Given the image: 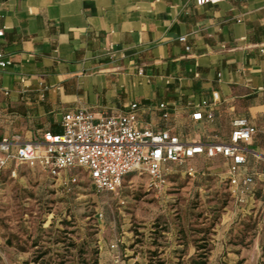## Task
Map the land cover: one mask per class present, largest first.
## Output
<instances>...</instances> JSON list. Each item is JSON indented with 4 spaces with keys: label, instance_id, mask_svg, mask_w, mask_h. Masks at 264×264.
<instances>
[{
    "label": "crops",
    "instance_id": "1",
    "mask_svg": "<svg viewBox=\"0 0 264 264\" xmlns=\"http://www.w3.org/2000/svg\"><path fill=\"white\" fill-rule=\"evenodd\" d=\"M0 28L12 59L0 68L1 134L33 140L61 132L69 111L136 102L140 125L191 142L227 138L246 117L257 127L251 150L264 152V0H0ZM198 109L214 120H195ZM248 159L254 192L238 205L251 207L264 200V163Z\"/></svg>",
    "mask_w": 264,
    "mask_h": 264
},
{
    "label": "rangeland",
    "instance_id": "2",
    "mask_svg": "<svg viewBox=\"0 0 264 264\" xmlns=\"http://www.w3.org/2000/svg\"><path fill=\"white\" fill-rule=\"evenodd\" d=\"M192 165L169 164L158 187L133 171L115 192L83 169L63 173L70 189L36 166L0 169V264H178L205 241L208 264H264V200L239 206L220 156Z\"/></svg>",
    "mask_w": 264,
    "mask_h": 264
},
{
    "label": "built area",
    "instance_id": "3",
    "mask_svg": "<svg viewBox=\"0 0 264 264\" xmlns=\"http://www.w3.org/2000/svg\"><path fill=\"white\" fill-rule=\"evenodd\" d=\"M222 1L195 0L198 5ZM3 35L4 29L0 28V36ZM180 40L186 41L187 36H181ZM186 48L190 50V45ZM260 48L264 52V43ZM11 63L10 55L0 50V68ZM139 73L142 74L143 69ZM138 110L139 104L134 102L119 113L96 115L88 108L69 111L62 117L61 132L48 131L33 140H26L18 133H0V169L9 168L16 177L19 166H36L69 189L77 176H66L63 180V173L83 169L98 191L115 192L133 171L145 172L151 185L158 187L169 164L184 166L187 174L195 176L198 170L190 163L191 159L222 156L226 166L224 180L232 198L237 204L247 202L248 195L254 192L257 175L248 168V156L251 154L264 163V152L249 148L257 127L248 118H233L227 138L214 133L205 141L191 142L183 140L170 128L140 125ZM168 116L164 113V118ZM192 116L195 120L206 117L213 121L215 113L198 109Z\"/></svg>",
    "mask_w": 264,
    "mask_h": 264
},
{
    "label": "trees",
    "instance_id": "4",
    "mask_svg": "<svg viewBox=\"0 0 264 264\" xmlns=\"http://www.w3.org/2000/svg\"><path fill=\"white\" fill-rule=\"evenodd\" d=\"M205 240V239H204ZM207 241L204 243L197 242L196 246L201 251L197 252L196 255L190 257L186 262H184L182 259L179 260L178 264H208V255L205 251H202V249L206 248Z\"/></svg>",
    "mask_w": 264,
    "mask_h": 264
}]
</instances>
